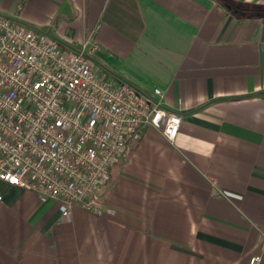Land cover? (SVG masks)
<instances>
[{"label": "crops", "instance_id": "0c3cea01", "mask_svg": "<svg viewBox=\"0 0 264 264\" xmlns=\"http://www.w3.org/2000/svg\"><path fill=\"white\" fill-rule=\"evenodd\" d=\"M0 15L97 43L99 74L160 88L182 117L111 168L101 215L0 181V264H264V15L218 0H0Z\"/></svg>", "mask_w": 264, "mask_h": 264}, {"label": "built area", "instance_id": "2783aa9c", "mask_svg": "<svg viewBox=\"0 0 264 264\" xmlns=\"http://www.w3.org/2000/svg\"><path fill=\"white\" fill-rule=\"evenodd\" d=\"M89 41L63 48L34 27L0 15V181L101 215L111 168L154 127L174 141L182 117L146 94L115 86L94 67ZM4 195L0 191V203ZM264 247V244H263ZM261 255L249 264H260Z\"/></svg>", "mask_w": 264, "mask_h": 264}, {"label": "trees", "instance_id": "16d2710c", "mask_svg": "<svg viewBox=\"0 0 264 264\" xmlns=\"http://www.w3.org/2000/svg\"><path fill=\"white\" fill-rule=\"evenodd\" d=\"M223 6L231 11L244 13L248 16H260L264 15V7L248 6L244 7L242 4L237 3L234 0H218Z\"/></svg>", "mask_w": 264, "mask_h": 264}]
</instances>
